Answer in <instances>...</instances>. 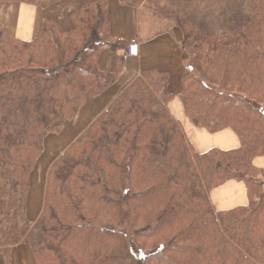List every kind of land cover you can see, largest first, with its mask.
<instances>
[{"label":"trees","instance_id":"trees-1","mask_svg":"<svg viewBox=\"0 0 264 264\" xmlns=\"http://www.w3.org/2000/svg\"><path fill=\"white\" fill-rule=\"evenodd\" d=\"M180 1L184 115L232 131L238 147L194 152L167 109L169 75L143 71L51 161L34 221L26 203L46 138L117 82L130 45L111 40L108 0L79 5L70 31L46 19L29 41L0 24V254L27 243L35 264H264V0ZM230 181L247 204L216 211L209 194Z\"/></svg>","mask_w":264,"mask_h":264},{"label":"crops","instance_id":"crops-1","mask_svg":"<svg viewBox=\"0 0 264 264\" xmlns=\"http://www.w3.org/2000/svg\"><path fill=\"white\" fill-rule=\"evenodd\" d=\"M88 1L90 0H63L58 4L46 8L47 10L39 7L19 5L15 8L16 13H14V15H16V18L14 20L13 17L12 20L14 37L18 38V35L23 34V29L25 27V32H29L28 34H30L31 37L22 40L29 41L33 39L40 33L43 22L49 18L56 20L62 31H70L74 27L71 12L79 5ZM24 13L27 15V25H22L20 14L23 15ZM55 14L56 16H54ZM59 14L63 16L59 18ZM108 21L111 40L126 42L128 46L132 44L135 46V49L132 55L127 54V51L124 53L120 52L121 55L124 54V61L119 68L117 82L97 98L91 95L87 96L86 105L78 112L75 120L64 126L60 135H53L47 138L48 140L45 142L46 154L44 156L48 154V151L54 152L49 159L42 158L34 178H32L31 188L26 203L27 217L31 221L37 219L42 209L44 181L47 170L51 164L50 161L53 160V156L56 153H58V156L67 149V147L87 128L92 120L105 110L108 103L119 94L122 87L129 84L143 71L155 70L169 75L168 91L174 96L167 104V109L173 118L181 125L186 141L194 152L202 154L210 149L228 151L238 147V140L232 131L225 130L211 135L205 130L197 129L186 119L181 102L178 98L182 86V62L180 58L181 41L175 34L174 36L160 34L141 39L135 10L120 4L116 0H108ZM114 64V58L108 51H103L99 58L101 70L111 72L114 69ZM80 123H82L81 129L76 130ZM47 161L49 162L45 164L44 162ZM39 176L40 181H38ZM209 196L216 211L230 210L237 206H244L247 204L245 186L243 183L236 181H230L212 190ZM21 244L12 247L7 254L1 253L0 264H35L29 246L26 248L28 259L19 257Z\"/></svg>","mask_w":264,"mask_h":264},{"label":"rangeland","instance_id":"rangeland-1","mask_svg":"<svg viewBox=\"0 0 264 264\" xmlns=\"http://www.w3.org/2000/svg\"><path fill=\"white\" fill-rule=\"evenodd\" d=\"M152 1V0H151ZM62 2V1H61ZM60 3V2H59ZM150 4V9L148 10L143 4L141 6H137L135 7V15H136V19H137V24H138V29L140 31V36L141 39H146V38H150L153 35H159V34H168L171 36H174V34L177 36V38L181 41L180 45H181V51H186L185 49V42L184 39L181 37L180 33L178 32V28H177V23L175 22L174 18H175V12H181L183 14L186 13V11L184 10V4L181 3L180 0H169V1H159L156 3L149 2ZM58 4V3H55ZM53 4V5H55ZM145 4V3H144ZM51 5V6H53ZM18 4L15 3H8V2H3L0 1V24L1 27L3 29V31L5 32L6 35L10 36V37H14V33H13V17L14 20L16 18V15H14L15 12V8L18 7ZM49 6V7H51ZM47 10V9H45ZM52 12V11H49ZM154 14L156 16V18L150 15ZM193 14H196L193 13ZM18 16V15H17ZM56 16V14L54 15ZM63 15L59 14L58 17L61 18ZM29 32H24L21 35H18V38L21 39H28V37H31L30 34H28ZM180 51V52H181ZM259 109L264 112V107H259ZM82 127V123H80L76 130L81 129ZM53 136V135H51ZM50 137V136H49ZM48 138V137H47ZM46 138V140H48ZM45 140V142H46ZM44 142V145H45ZM54 151H48V154L46 156H44L45 159H49L51 154ZM60 153V152H59ZM45 154H46V148H45ZM58 153H56L53 156V159H55V157L57 156ZM44 162L45 164L48 163ZM51 162V161H50ZM34 178V176H33ZM38 181H40V176ZM42 182V181H41ZM21 246V250L19 253V257L23 258V259H28V254H27V243H23L20 245Z\"/></svg>","mask_w":264,"mask_h":264},{"label":"bare ground","instance_id":"bare-ground-1","mask_svg":"<svg viewBox=\"0 0 264 264\" xmlns=\"http://www.w3.org/2000/svg\"><path fill=\"white\" fill-rule=\"evenodd\" d=\"M21 18H22V25H27V15L26 13H24L23 15L20 14ZM23 31L25 32L26 31V28L24 27ZM22 31V32H23ZM135 49V48H134Z\"/></svg>","mask_w":264,"mask_h":264},{"label":"built area","instance_id":"built-area-1","mask_svg":"<svg viewBox=\"0 0 264 264\" xmlns=\"http://www.w3.org/2000/svg\"><path fill=\"white\" fill-rule=\"evenodd\" d=\"M134 48H135L134 45H131V46L129 47V52H128L129 55H132V54H133V50H134Z\"/></svg>","mask_w":264,"mask_h":264}]
</instances>
